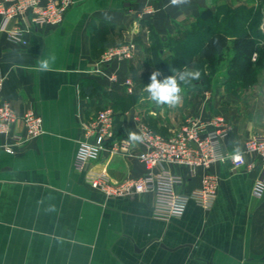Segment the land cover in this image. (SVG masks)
Returning a JSON list of instances; mask_svg holds the SVG:
<instances>
[{
	"label": "crops",
	"instance_id": "crops-1",
	"mask_svg": "<svg viewBox=\"0 0 264 264\" xmlns=\"http://www.w3.org/2000/svg\"><path fill=\"white\" fill-rule=\"evenodd\" d=\"M220 4L258 9L264 31V0H189L180 6L170 0H72L58 25L26 27L24 44L0 32L1 95L17 116L33 108L41 118L37 137L13 143L0 135V264H264V187L260 196L252 193L262 171L258 157L245 155L252 169H233L227 161L207 169L169 166L182 177L178 192L198 187L205 174H213L217 186L209 209L190 200L167 220L152 217V192L106 196L74 167L81 124L102 107L113 112L112 137L88 166L104 170L111 181L145 170L136 156L139 143L125 153L110 150L119 138L138 134L139 124L169 136L187 116L219 115L228 128L222 139L228 153L264 134V40L250 81H193L175 108L147 100L144 87L159 71L153 46L160 45L159 59L168 57L167 41L200 11ZM126 42L133 44L132 56L96 72L103 51ZM43 59L52 61L50 70H38ZM11 130L22 133L19 122Z\"/></svg>",
	"mask_w": 264,
	"mask_h": 264
},
{
	"label": "built area",
	"instance_id": "built-area-1",
	"mask_svg": "<svg viewBox=\"0 0 264 264\" xmlns=\"http://www.w3.org/2000/svg\"><path fill=\"white\" fill-rule=\"evenodd\" d=\"M72 0H0V32L14 43L24 44L22 37L26 27L38 25H58ZM149 7L144 8L150 13ZM264 23V22H263ZM133 44L130 42L108 47L100 55L96 72L111 61L129 59ZM256 53L253 54L255 59ZM112 80L114 76L110 77ZM2 77L0 76V135L13 143H21L27 138L37 137L41 133V118L33 108H26L17 116L9 103L2 97ZM126 92L132 84L129 78L122 81ZM19 122L22 133L13 132L12 126ZM113 113L109 107L97 110L92 118L81 124V140L74 158V167L82 170L85 183L106 196H129L152 192V217L167 220L179 216L187 201H193L203 210L211 207L217 186L213 174H205L200 185L188 192H178L176 185L182 177L172 173L169 166L186 167L189 170L200 167L207 169L214 162H229L231 168L252 169V162H245V155L251 154L261 161L262 171L256 178L252 193L260 196L264 187V134H254L246 138L241 149L228 153L223 149L222 139L228 128L219 115L208 119L187 116L169 136H161L144 125H138V134L143 136L139 143L141 149L137 159L142 163L144 172L136 177H124L111 181L104 170H93L88 162L96 157L104 140L112 137ZM130 146L128 138H119L111 144V151L125 153ZM7 153L13 150L5 145ZM95 149V151H94Z\"/></svg>",
	"mask_w": 264,
	"mask_h": 264
},
{
	"label": "trees",
	"instance_id": "trees-1",
	"mask_svg": "<svg viewBox=\"0 0 264 264\" xmlns=\"http://www.w3.org/2000/svg\"><path fill=\"white\" fill-rule=\"evenodd\" d=\"M261 17L258 9L242 5L220 4L213 12L204 9L183 27L180 36L167 41L168 57L159 59L160 45L153 46V66L164 78L173 75V70L185 69L193 57V69L201 71V81L216 80V77L222 82L250 81L254 76L253 66L263 52ZM254 53L256 58L252 60Z\"/></svg>",
	"mask_w": 264,
	"mask_h": 264
},
{
	"label": "clouds",
	"instance_id": "clouds-1",
	"mask_svg": "<svg viewBox=\"0 0 264 264\" xmlns=\"http://www.w3.org/2000/svg\"><path fill=\"white\" fill-rule=\"evenodd\" d=\"M189 0H170L172 6H180L188 3ZM54 59V58H53ZM51 60L43 59L39 62V71L50 70ZM162 76L159 71H154L149 79L150 83L144 87V91L148 93L147 100L154 103L157 106L166 105L169 108L178 107L182 102L181 93L185 87H192L193 81H198L201 78L200 70H189L187 68L183 70H173V75L166 76L162 80L157 77ZM143 136L136 132H130L128 141L131 145L142 142ZM95 151V149H94Z\"/></svg>",
	"mask_w": 264,
	"mask_h": 264
},
{
	"label": "rangeland",
	"instance_id": "rangeland-1",
	"mask_svg": "<svg viewBox=\"0 0 264 264\" xmlns=\"http://www.w3.org/2000/svg\"><path fill=\"white\" fill-rule=\"evenodd\" d=\"M196 59H197V57H196ZM221 60H225V59H222V58H220ZM220 59H219V61H220ZM191 62L188 64V66L186 67L187 69H189V70H193L192 68H193V63H194V60H193V57H191V60H190ZM216 80H219L220 78L219 77H216L215 78ZM99 107L98 108H100V107H102L103 105L102 104H99L98 105ZM106 106H108V105H106ZM110 107V106H109ZM98 110V109H97ZM96 110V111H97ZM113 113V112H112ZM95 114V113H94ZM92 118V117H91Z\"/></svg>",
	"mask_w": 264,
	"mask_h": 264
}]
</instances>
